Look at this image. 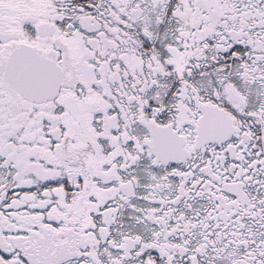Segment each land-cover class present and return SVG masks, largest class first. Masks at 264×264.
<instances>
[{"label": "snow or ice", "instance_id": "6c2138e0", "mask_svg": "<svg viewBox=\"0 0 264 264\" xmlns=\"http://www.w3.org/2000/svg\"><path fill=\"white\" fill-rule=\"evenodd\" d=\"M0 264H264V0H0Z\"/></svg>", "mask_w": 264, "mask_h": 264}]
</instances>
